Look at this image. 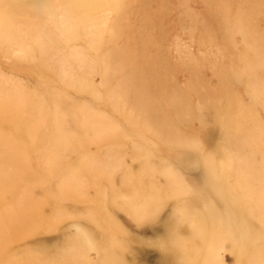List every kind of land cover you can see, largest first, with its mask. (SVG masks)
Returning a JSON list of instances; mask_svg holds the SVG:
<instances>
[{
    "label": "rangeland",
    "instance_id": "1",
    "mask_svg": "<svg viewBox=\"0 0 264 264\" xmlns=\"http://www.w3.org/2000/svg\"><path fill=\"white\" fill-rule=\"evenodd\" d=\"M0 264H264V0H0Z\"/></svg>",
    "mask_w": 264,
    "mask_h": 264
}]
</instances>
